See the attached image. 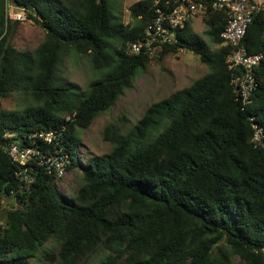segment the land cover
<instances>
[{"label": "trees", "instance_id": "obj_1", "mask_svg": "<svg viewBox=\"0 0 264 264\" xmlns=\"http://www.w3.org/2000/svg\"><path fill=\"white\" fill-rule=\"evenodd\" d=\"M111 3L9 0L44 33L23 52L11 43L23 20L8 17L0 0V99L20 93L28 100L0 109V264H87L100 254L97 264H264V148L252 141L253 125L264 134V67L242 106L231 85L239 71L227 63L232 48L220 38L222 12L204 19L208 41L189 22L176 45L151 58L127 47L153 18L152 0L132 4L127 24ZM243 44L264 52V13ZM179 49L208 73L151 104L130 130L126 121L107 124V153H81L80 133L132 88L137 73ZM71 54L96 75L85 91L60 75ZM11 145L36 154L21 166ZM50 156L65 160L71 181L43 162Z\"/></svg>", "mask_w": 264, "mask_h": 264}, {"label": "rangeland", "instance_id": "obj_2", "mask_svg": "<svg viewBox=\"0 0 264 264\" xmlns=\"http://www.w3.org/2000/svg\"><path fill=\"white\" fill-rule=\"evenodd\" d=\"M138 1L142 0H112L111 4L115 6L116 10L120 9L121 20L127 24L131 20L128 8ZM10 11L15 13L12 8L8 9V12ZM190 25L196 35L208 41L205 35L206 25L199 20L192 21ZM43 39V31L29 20L24 19L17 26L11 43L17 50L31 52L42 43ZM216 47L218 46L211 45L213 49ZM59 70L62 78L78 85L83 91L87 90L89 83L96 78L88 61L76 54L64 58ZM206 73H208V68L199 61L198 57L185 51L165 56L162 63H150L145 71L137 73L132 88L125 91L111 110L100 115L93 121L88 130L80 133L82 146L79 151L82 153L85 148L96 156L107 153L110 150V145L102 139V130L107 124L120 125L126 121V129L130 130L151 104L167 98L175 91L190 86ZM27 102L28 100L24 95L13 93L5 99H0V109H19ZM71 180L70 174L63 175V183ZM2 206L3 209H9L12 204L5 201ZM102 256L100 254L98 257L91 258L87 264H97Z\"/></svg>", "mask_w": 264, "mask_h": 264}, {"label": "built area", "instance_id": "obj_3", "mask_svg": "<svg viewBox=\"0 0 264 264\" xmlns=\"http://www.w3.org/2000/svg\"><path fill=\"white\" fill-rule=\"evenodd\" d=\"M4 2L7 16L17 21L25 19L22 14L8 12L11 8L9 0ZM152 4L153 18L145 27L143 36L129 44L127 53L159 57L167 47L179 42L189 22L199 20L206 25L204 19H207L209 14L222 12L226 22L220 38L232 48L227 62L228 67L239 71L232 77L231 85L242 106L248 104L252 93L257 89V69L264 67V52L249 53L243 41L253 19L264 13V0H152ZM182 51L179 49L177 53ZM253 128V143L264 148L262 129L256 125H253ZM37 137L47 142L51 141V134L40 133ZM7 151L13 162L21 166L36 154L34 148L19 149L14 145L9 146ZM43 162L48 167L52 166L57 176L63 177L66 174L64 159L50 156L44 157ZM30 182L32 180L28 179L26 184Z\"/></svg>", "mask_w": 264, "mask_h": 264}]
</instances>
